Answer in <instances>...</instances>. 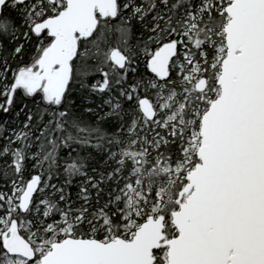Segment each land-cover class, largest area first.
Returning a JSON list of instances; mask_svg holds the SVG:
<instances>
[{"label":"snow or ice","instance_id":"snow-or-ice-1","mask_svg":"<svg viewBox=\"0 0 264 264\" xmlns=\"http://www.w3.org/2000/svg\"><path fill=\"white\" fill-rule=\"evenodd\" d=\"M0 264H264V0H0Z\"/></svg>","mask_w":264,"mask_h":264}]
</instances>
